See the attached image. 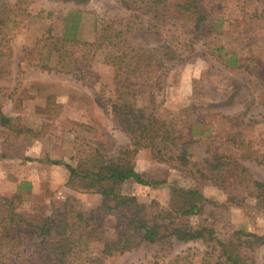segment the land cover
<instances>
[{"label": "rangeland", "instance_id": "rangeland-1", "mask_svg": "<svg viewBox=\"0 0 264 264\" xmlns=\"http://www.w3.org/2000/svg\"><path fill=\"white\" fill-rule=\"evenodd\" d=\"M202 3L206 25L193 33L170 0L155 11L145 0H135L134 9L118 0H0V112L11 120L10 127L0 125V195H18L15 211L47 215L72 199L82 211L100 205L102 197L82 182L68 183L64 164L87 169L98 154L115 159L130 145L129 134L110 108L118 84L127 86L123 90L145 115L159 116L174 128L196 130L195 139L207 136L189 147L195 161L227 147L221 115L262 119L257 77L226 67L225 60L237 54L250 66L264 64V0ZM158 47L162 67L155 69L151 49ZM262 125L255 123L248 136L261 138ZM208 141L212 144L207 152ZM128 157L144 179L156 183L127 181L119 191L150 205L149 212L168 209L172 188L192 185L187 173L156 161L147 148ZM243 164L264 181L263 164L250 159ZM240 187L225 190L205 183L203 214L175 222L193 227L212 223L221 238L237 229L264 232V196L230 201L229 192ZM96 219L102 236L111 237L122 216L119 210L97 211ZM170 239V246L142 242L111 255L91 244V261L85 264H166L177 255L193 264L209 250L200 240ZM249 254L253 264H264L263 247ZM29 256L30 251L24 252L10 263Z\"/></svg>", "mask_w": 264, "mask_h": 264}, {"label": "trees", "instance_id": "trees-1", "mask_svg": "<svg viewBox=\"0 0 264 264\" xmlns=\"http://www.w3.org/2000/svg\"><path fill=\"white\" fill-rule=\"evenodd\" d=\"M118 1L126 9L135 7V0ZM145 1L155 11L159 5H165L167 0ZM170 4L176 15L188 21L193 33L206 25L207 14L202 0H170ZM159 49H151L155 69L162 67L161 57L157 53ZM164 56L163 53L162 57ZM245 60V57L231 54L225 60V66L256 76L263 92L264 105V64L254 62L250 66ZM118 85L120 91L116 98L110 100V108L119 127L129 134L130 145L120 150L115 159H107L98 154L95 156L96 162L87 169L81 170L64 164L69 173L68 183L82 182L85 189L102 197L100 205L82 211L76 209L77 200L72 199L50 214L34 213L25 216L15 211L17 194L0 195V264H11L12 258H18L28 251L31 256L19 264H85L91 261L87 254L91 244H99L101 254L111 255L130 250L142 242L170 246V238L182 242L200 240L209 249L193 264H253L249 253L256 247L264 248V232L237 229L221 238L213 229L212 223L193 227L181 221L175 222L174 219L203 214L207 203L202 196L205 183L225 190L229 185L241 186L239 191L229 192L230 201L264 196V181L254 178L243 164L244 160L250 159L264 165V127L259 139L248 136L247 133L248 129L254 128L255 123L261 122L264 126V115L260 121H244V113L221 115L218 119L225 123L223 144L227 147L195 161L189 147L195 142L206 140L207 136L199 134L195 139L196 130L192 133L180 127L174 128L159 116L145 115L131 101L128 91L123 90L127 86ZM10 121V118L0 112L1 126L10 127ZM211 144L212 142H207V152ZM144 148L149 149L153 159L170 163L173 168L187 173L192 180V185L188 188H172L170 206L166 210L149 212L150 205L138 203L134 196L124 195L119 191L120 186L127 181L142 185L156 183L144 179L128 157ZM51 163L60 164L58 161ZM28 187L29 185L21 188ZM111 210H119L122 220L115 229L114 236L104 237L98 230L96 214L97 211ZM191 262L186 256L177 255L166 264Z\"/></svg>", "mask_w": 264, "mask_h": 264}]
</instances>
